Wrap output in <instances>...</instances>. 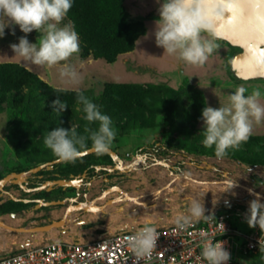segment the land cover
I'll return each instance as SVG.
<instances>
[{"label":"rangeland","instance_id":"rangeland-1","mask_svg":"<svg viewBox=\"0 0 264 264\" xmlns=\"http://www.w3.org/2000/svg\"><path fill=\"white\" fill-rule=\"evenodd\" d=\"M124 6L129 15H135L131 16L132 20H139L143 24L145 34L139 37L137 40L139 43H135L132 52L120 55L111 64L94 60L83 51V44L79 41L80 53L67 61L80 73L79 84H73L66 78H61L58 65H34L14 56L10 45L17 43L18 37L24 35L18 29L15 35H10L9 30L5 29V35L0 39V64H19L38 75L53 88L82 92L98 105L101 104L106 83L142 86L145 91L143 100L146 108L135 109L136 120L119 123L120 120L117 117L108 115L116 131L111 148L117 150V154L123 160L125 151L133 150L136 153L138 148L150 147L151 149L154 143L159 145L155 147V150H146L149 153H147L149 160L142 165L137 174H131V177L121 180H117L118 177L114 176L111 183L106 185L99 183L100 187L96 192L100 194L102 190L117 185L138 201L149 198L147 196L143 198V194L153 193L163 188L165 192L153 200L149 199L150 204L147 206H137L133 202L115 204L113 211H106L109 218L116 219L121 224L126 222L134 224L136 221L144 224L146 220H150L153 225L174 222L177 212L182 210L183 204L189 198L202 200L208 211L234 214L237 210L245 211L249 201L255 198V195L234 186L229 190V185L224 181L244 184L258 193L264 201V165L251 166L226 156L217 158L214 155V147L206 148L202 144L200 120L203 107L215 108L226 104L228 96L237 87L246 88L245 95L250 94L255 88H259L264 94V79H253V84H244L237 80L231 72L230 62L239 49L215 38L210 32H202L201 38L212 40L217 47L202 65H191L178 60L176 56L163 54V49L155 45L154 37L151 35L155 27L154 22L159 18L158 0H124ZM63 24H65L64 21L61 26ZM39 35L35 32L29 33L28 39L30 42H35ZM263 98L264 95L260 101L262 104H264ZM41 103L44 104L45 101L42 100ZM72 113L75 120L65 119L63 112L57 114L52 107L41 108L36 101L26 105L21 102L13 104L12 100L8 99L1 105L0 177L12 172L26 173L38 161L54 158L55 156L43 144L44 136L52 128L57 126L69 128L75 125L84 132L87 124L83 119L84 113L77 108ZM89 127L94 128L95 125ZM191 139L194 149L187 145L191 143ZM178 140L186 145L183 149L175 147ZM262 140H264V123L254 125L253 134L246 143L241 145L251 149L261 148ZM160 146H163V149ZM158 150L160 152H155ZM142 155L146 154L142 153L140 156ZM164 164H167L169 169L164 167ZM179 174H184L192 180L210 183L212 186H195L188 179L185 183H171V178ZM97 180L102 181L101 178ZM4 189L16 199L27 198L23 192L11 185L5 186ZM57 191H53L52 194L56 195ZM111 196L114 198L119 195L114 193L106 199ZM6 200L7 197H3L0 206ZM121 205L124 206V212L117 214V208ZM31 209L33 207L29 208L30 211L16 213L14 218H11L9 214H2L0 220L12 227L41 226L42 217ZM53 209L49 207L47 210H40L46 213ZM113 215H117L116 218H113ZM233 222L236 232L249 233L255 229V227L249 228L247 223L240 221L237 215H233ZM90 227H92L91 224H86L82 226V229L87 230ZM95 233H103V230L100 229ZM41 235L42 233H13L0 228V257L31 243L41 242L36 238ZM90 236V232L83 235L84 238ZM233 250L236 264H264L258 257L244 256L240 253V241L237 236L233 238Z\"/></svg>","mask_w":264,"mask_h":264},{"label":"clouds","instance_id":"clouds-1","mask_svg":"<svg viewBox=\"0 0 264 264\" xmlns=\"http://www.w3.org/2000/svg\"><path fill=\"white\" fill-rule=\"evenodd\" d=\"M158 19L151 35L155 45L163 49V54L176 56L180 61L191 65H202L217 45L210 39H202V32H210L215 21L225 18L232 9L228 0H221L218 9L211 17L206 16L200 7V0H158ZM73 0H0V39L5 29L15 35L16 29L24 35L11 44L14 56L34 65L59 66V75L73 84H79L80 73L67 63L70 57L80 53L79 35L71 21L63 24ZM39 33L38 40L30 42L29 33ZM139 43V41H137ZM64 62V63H61ZM243 86L228 96L226 104L218 107L205 106L201 110L202 144L214 147V155L221 158L229 148H237L246 143L253 134L254 125L264 123L262 94L255 88L248 95ZM77 110L84 113L87 122L85 134H79L77 126L69 128L57 126L43 138L44 146L59 160L73 162L82 152L92 151L97 155L106 153L116 136L112 120L101 110V106L82 92H77ZM53 111L62 113L67 106L59 97L51 102ZM95 125L94 128L89 127ZM90 141V146L89 142ZM234 182L229 185V190ZM228 190V191H229ZM251 194V190H249ZM227 204V202H226ZM179 207V206H178ZM202 200L189 198L175 216L179 229H184L190 221L201 218L207 220ZM213 218V217H212ZM245 222L249 228L264 229V201L259 194L247 206ZM159 233L150 220H146L133 235L127 238V245L137 264L150 258L156 249ZM205 238L197 257L204 264H228L230 252L224 242Z\"/></svg>","mask_w":264,"mask_h":264},{"label":"trees","instance_id":"trees-1","mask_svg":"<svg viewBox=\"0 0 264 264\" xmlns=\"http://www.w3.org/2000/svg\"><path fill=\"white\" fill-rule=\"evenodd\" d=\"M69 21L75 26V30L79 35V41L83 44V51L94 60H102L110 64L114 63L120 55L132 52L139 37L145 34L143 24L132 20L126 11L124 0H73V6L69 10L64 22L67 23ZM231 72L240 81L234 75L232 68ZM144 93L145 91L142 89V86L138 84L106 83L100 104L101 110L106 115L117 117L120 120L119 123L128 122L131 119L136 120L135 109L141 110L146 108L143 100ZM76 94L77 92L72 90L53 88L38 75L19 64H0V106L5 104L8 99H11L13 104L21 102L29 105L31 102L36 101L39 107L48 109L51 107L52 100L59 97L67 106V109L63 111V114L66 116L65 119L75 120L72 112L74 109L81 107L76 103ZM42 100L45 101L44 104L41 103ZM77 131L79 134L84 133L78 127ZM262 141L261 148L251 149L248 146L240 144L237 148H229L225 156L251 166L264 165V140ZM176 142L175 147L178 149L180 147L183 149L186 146L183 141L178 140ZM190 142L187 145L194 149L192 139ZM88 143L90 146V141ZM158 145L159 143H154L151 149L150 147H141L136 152L147 155L148 152L146 150H155ZM160 148L163 149V146H160ZM110 149L115 151L114 148L110 147ZM155 152H160V150ZM56 159L54 157L40 160L31 168ZM107 166H113V162L107 154L97 155L93 153L80 157L73 162L64 161L54 164L50 170H41L36 174L30 175L26 188H36L45 181L69 180L71 177H80L83 173H86L89 180L101 177H107L110 180L111 178L108 177L107 170H95L97 167L106 168ZM11 186L18 188L14 185ZM55 190H58L57 194L53 195L52 193ZM68 190L72 191V189L63 191L61 188L54 187L50 192L41 191L32 194V197H30L43 201L59 200ZM34 205L33 203L24 204L8 200L0 206V215L27 212ZM48 208H41V210H47ZM239 241L240 253L242 255L255 256L264 262V259L258 253H243V242L240 238ZM233 254L235 257L234 250Z\"/></svg>","mask_w":264,"mask_h":264},{"label":"water","instance_id":"water-1","mask_svg":"<svg viewBox=\"0 0 264 264\" xmlns=\"http://www.w3.org/2000/svg\"><path fill=\"white\" fill-rule=\"evenodd\" d=\"M221 0H200V7L203 13L211 17L215 14L220 5ZM228 3L232 5L230 12L225 13V18L219 21H215L211 28L210 33L217 39L225 41L230 46L238 48L240 51L231 60V68L234 75L242 80L252 79H264V0H228ZM92 151H84L80 157L93 154ZM107 154L112 162V167H97L95 170L101 169L107 170L108 173L119 172L127 174L133 172L138 166L145 164L143 156H136L135 159L125 164L122 158L115 152L109 149ZM79 157V158H80ZM64 162L59 159L51 162L40 164L34 168L29 169L26 173H15L5 175L0 179V197L2 194L7 195L14 202L22 201L24 203L28 200H21L14 198L11 194L4 190L7 185L17 186L24 193H37L41 191L50 192L54 187L66 189H75L79 191L83 180L86 177V173H83L80 177H71L69 180L58 179L52 181H45L36 188H26L27 178L32 174H36L41 170H50L52 165ZM164 167L168 168L167 164ZM172 175V171H170ZM183 176V174H180ZM225 176V174H223ZM87 183V192L90 190L91 182ZM109 179L105 177L103 182L109 183ZM225 184L230 185L233 182L224 181ZM238 183L234 182V187H237ZM246 190H251L254 195L258 194L252 189L245 187ZM160 191L158 190L157 193ZM118 194V197L105 200L109 195ZM260 196V195H259ZM83 200L78 199V195L75 197L64 198L62 200L43 201L36 200L33 207V211H37L41 208L48 207H64L62 217L56 221H50L46 225L35 227H12L0 220V228L13 233L22 234H36V233H48L52 230H59L65 227L69 222V216L76 212L83 213H100L105 214L106 209L109 206L115 204H123L133 202L137 206H147L150 204V200L138 201L137 198L130 197L119 186L112 185L101 191L93 199H87V194H84ZM124 212V206L117 208V213ZM9 216L14 218L16 214L10 213ZM103 217L102 220H105Z\"/></svg>","mask_w":264,"mask_h":264},{"label":"built area","instance_id":"built-area-1","mask_svg":"<svg viewBox=\"0 0 264 264\" xmlns=\"http://www.w3.org/2000/svg\"><path fill=\"white\" fill-rule=\"evenodd\" d=\"M130 154H125V164ZM207 220H192L184 229L175 222L154 225L159 233L156 249L150 258L139 264H204L197 259L205 238L224 242L230 252L228 264H236L233 254V238L243 242V253H258L264 259V229L255 228L253 232H236L233 215L245 221V211L228 213L208 211ZM141 226L130 230H119L92 239H73L70 241L45 240L31 243L16 251L0 257V264H137L136 258L127 245V238Z\"/></svg>","mask_w":264,"mask_h":264},{"label":"crops","instance_id":"crops-1","mask_svg":"<svg viewBox=\"0 0 264 264\" xmlns=\"http://www.w3.org/2000/svg\"><path fill=\"white\" fill-rule=\"evenodd\" d=\"M131 16H135V15L130 14V17ZM252 80H245V81L240 80V82L244 83V84H253L252 82H254V81H252ZM115 152L117 153V150H115ZM125 154H130V157L128 159H126V161H128V162L135 159L136 156L141 155V154H138L137 152L134 153L133 150L125 151L123 153V155H125ZM107 167H109V166H107ZM141 168H142V166L137 167L127 177H131L132 176L131 174H137ZM28 178H27V180H28ZM104 178L105 177H103V178L101 177V180H102L101 182H100V180L93 179V181L91 182V185H90V190L88 192H87V186H86L87 199H93L94 197H96L99 194L98 192H96V190L100 187L99 183L105 184L103 182ZM111 179L109 181L110 183H111ZM132 183H134V182H132ZM110 198H112V196ZM110 198H108V199H110ZM106 200L107 199H105L103 201H106ZM114 206L115 205L107 207L106 211L107 210L113 211V209L115 208ZM53 208H54L53 210L48 211L46 213H44L40 209L37 211H33V210L32 211L39 213L38 216L42 217L40 222H42V225H46L50 221H56V220L60 219L62 217V213H63V210L65 207L64 208L63 207H53ZM57 213H58V215H56ZM113 216H114L113 218H116L117 215H113ZM103 217H106V219L102 220ZM86 224H91L92 227L87 228V230H83L82 226L86 225ZM137 226H143V224L140 222H137V221L134 224H130L127 222L121 224L120 222H118V220L109 218V215L107 213L100 214V213L76 212V213H73L69 216V222L67 223V225H65L64 228L59 229V230H52L48 233H43L41 236L36 237V238L40 239L41 241H43V240L70 241L73 239L84 238L83 235H85L86 232H90L91 236L85 237L84 239H92V238L101 236L103 234H108V233H112V232L119 231V230L134 229ZM100 229L103 230V233L96 234L95 232L100 230Z\"/></svg>","mask_w":264,"mask_h":264},{"label":"flooded vegetation","instance_id":"flooded-vegetation-1","mask_svg":"<svg viewBox=\"0 0 264 264\" xmlns=\"http://www.w3.org/2000/svg\"><path fill=\"white\" fill-rule=\"evenodd\" d=\"M142 156H143V159L145 160V163H147V161L149 160L148 155H142ZM131 173H132V172H131ZM107 174H108V177H110V178H113L114 176H117V177H118L117 180H121V179H126L127 176H128L130 173L122 174V173H119V172H113V173H108V172H107ZM90 181H91V180H89V179L87 178V176H86L85 179L83 180L82 185H81V187H80V189H79L78 192H77L75 189H72V191H70V192H65V195L62 196V197H60L59 200H62V199H64V198H69V197H75L76 195H78V199H79L80 201L83 200V199H84L83 196H84V194H86V186H87V183L90 182ZM4 190H5V189H4ZM17 190H19V191H21V192L24 193V191L20 190L19 188H17ZM5 191L8 192V193L10 194L9 191H7V190H5ZM63 191H64V190H63ZM67 193H69V195H68ZM24 194H25V197H27V198H24V199H23V198H19V199H21V200H28L29 202H27V203H24V202H22V201H18V202H22V203H24V204H28V203H33V204H35V201H36V200H39V199H33V198L30 197V196H31L32 194H34V193H24ZM3 197H7V200H6L5 202H7L8 200H11L9 196L2 194V196L0 197V202L2 201V198H3ZM11 201H12V200H11Z\"/></svg>","mask_w":264,"mask_h":264},{"label":"bare ground","instance_id":"bare-ground-1","mask_svg":"<svg viewBox=\"0 0 264 264\" xmlns=\"http://www.w3.org/2000/svg\"><path fill=\"white\" fill-rule=\"evenodd\" d=\"M189 180L190 181V183L192 184V185H195V186H203V187H211L212 185L210 184V183H204V182H200V181H196V180H192L191 178H189V177H187V176H185L184 174H183V176H181L180 174L179 175H174L172 178H171V183H175V184H178V183H185V181L186 180ZM174 184V185H175ZM178 186V185H177ZM245 187H247V186H245L244 184H241V183H238V186H237V188H239L240 190H246V189H244ZM168 188V187H167ZM172 188V187H171ZM249 188V187H248ZM160 192L159 193H157V190H155L153 193H146V194H143L142 195V197L144 198L145 196H147V197H149L148 199H150V200H153L154 198H156V197H158V195L159 194H164V192H165V189L163 188V189H161V190H159ZM246 191H248V190H246ZM249 192V191H248ZM263 199V198H262ZM264 200V199H263Z\"/></svg>","mask_w":264,"mask_h":264}]
</instances>
